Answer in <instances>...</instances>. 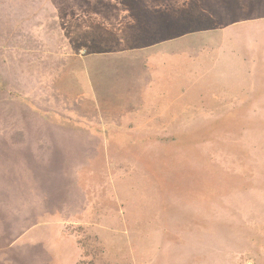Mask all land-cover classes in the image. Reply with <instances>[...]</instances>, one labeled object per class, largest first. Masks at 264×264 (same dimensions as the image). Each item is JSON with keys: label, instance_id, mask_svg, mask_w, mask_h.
<instances>
[{"label": "rangeland", "instance_id": "rangeland-1", "mask_svg": "<svg viewBox=\"0 0 264 264\" xmlns=\"http://www.w3.org/2000/svg\"><path fill=\"white\" fill-rule=\"evenodd\" d=\"M19 131L0 264H264V0H0V147Z\"/></svg>", "mask_w": 264, "mask_h": 264}, {"label": "crops", "instance_id": "crops-1", "mask_svg": "<svg viewBox=\"0 0 264 264\" xmlns=\"http://www.w3.org/2000/svg\"><path fill=\"white\" fill-rule=\"evenodd\" d=\"M30 132L25 131L21 132L19 131L20 136L12 135L9 136L6 134L7 139L5 140L4 147H0V227L2 232L7 234H12V237L9 236H2L4 237V240H0V243H8L11 239H14L16 237L17 232H12L11 230L15 229L17 224L19 223L18 219H24V209L17 208L18 215L16 214V206L22 205V202L20 203V200L24 202V197H32L34 194L29 191V184H30V174L26 175V179L24 178V174L20 173V167L24 166L26 163L31 164L30 162V154H34L31 152V150H23L21 146H24V139H28V135ZM62 133L59 131H45V133L41 134L42 139H49L50 137L60 138ZM39 136V135H38ZM0 137H3V133L0 132ZM62 138V137H61ZM43 145L38 146V142L33 141L31 144V148L37 150V153H45L44 149H41L44 145L50 148L51 142L49 140H42ZM44 148V147H43ZM48 152H50L48 150ZM40 165V164H39ZM41 166V165H40ZM44 167V164L42 165ZM26 181V182H25ZM26 185L28 186V190L26 191ZM40 197V196H39ZM48 200V199H47ZM34 202V201H33ZM28 204H31V200H27V206ZM35 208V206H33ZM79 208H82V205L79 206ZM9 212V213H8ZM13 217L14 220L11 222H4L3 219L9 215L10 217ZM27 219L31 217L30 210L27 207ZM45 210L39 209L35 210L32 213V217H41L44 215ZM49 213V211L47 210ZM8 213V215H6ZM22 214V215H21ZM74 215V214H73ZM22 216V217H21ZM22 221V220H21ZM20 221V222H21ZM11 231V232H10ZM17 231V230H16ZM47 233L55 234V235H62L65 234L66 230L64 228H55V229H46ZM67 238V237H66ZM65 239V238H64ZM68 242H66L71 248H75L76 244L75 241H73L71 238H67ZM43 245L42 243H40ZM42 249L44 248L41 246ZM48 253H50L48 251ZM51 254V253H50ZM39 264V263H37ZM40 264H43L40 262Z\"/></svg>", "mask_w": 264, "mask_h": 264}]
</instances>
